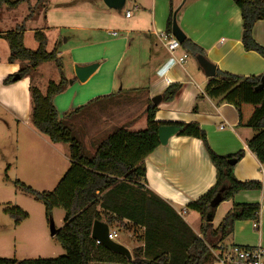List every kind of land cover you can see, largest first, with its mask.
Segmentation results:
<instances>
[{
  "label": "crops",
  "instance_id": "1",
  "mask_svg": "<svg viewBox=\"0 0 264 264\" xmlns=\"http://www.w3.org/2000/svg\"><path fill=\"white\" fill-rule=\"evenodd\" d=\"M75 1L79 3L68 8L71 20L64 27L81 31L86 36L67 37L65 47L72 39H79L71 45V62L74 65L99 63V67L81 85H76V82L80 81L74 75L73 84H68L66 90L54 98L59 111L69 106L73 111L77 104H87L112 93L116 94L117 101H128L123 96L129 95H135L136 99V95L141 94L147 100H152L158 95H163L172 83H179L182 88L173 100L162 98L156 112V120L198 123L206 132L209 145L219 155L244 150V157L234 166V175L243 181L258 180L264 184V166L247 146V142L254 135L253 129L240 126L238 111L233 104L212 99L205 93V86L211 77L205 74L196 57L188 55L184 65L180 67L175 64L160 40L161 33L167 31L173 4L175 10L179 8L177 21L186 38L206 51L208 59L216 65V69L242 76L264 73V57L255 51H246L243 47L242 15L234 0H126L121 11L109 8L104 0ZM130 10L133 12L127 16L126 13ZM45 20L47 24L44 28L22 27L24 39L29 32L43 31L48 38L47 45L53 36L56 46L59 39L58 36L54 37V31L60 27L54 28V21H51L49 15H46ZM17 29H0V42L7 40L6 35ZM253 36L259 44L264 45V21L256 22ZM179 50L176 52L177 56L185 53L183 49ZM66 52L68 53V50ZM9 54L10 49L7 56H0V61L4 62L0 63V95L7 94L11 86H19L25 89L28 100L32 84L30 77L12 84H4L7 77L17 74L22 67L20 63H9ZM191 59L194 61L189 63ZM167 79L171 82L167 83ZM138 82L145 84L139 85ZM118 85L120 89L116 90ZM74 88H77L76 97L70 104L72 97L69 98V95L72 96ZM125 90L130 92L123 95ZM2 99L4 102V98ZM134 118L128 122L131 123L130 128H142L135 127L137 121ZM145 164L146 178L143 187L148 196L154 195L168 204L191 230L197 233L202 227L201 215L188 209L187 205L208 192L217 179V170L203 141L196 137L176 134L166 145L158 146L145 159ZM133 186L135 185L128 184V188ZM128 195L129 192H125L117 198L123 200ZM235 203H260L261 212L258 222L236 221L229 243L239 246H264V186L261 190L240 191L233 199L222 202L220 206L226 205L228 213ZM218 208L213 220L214 227L218 226L215 225ZM123 217L124 224L110 227V231L118 233L117 241L124 244L133 257L134 249L145 244L143 240H139L137 244L135 240L129 239L130 236H135V229L131 225L133 220L128 215ZM196 223L198 229H195ZM255 223H258L257 228ZM122 228L128 232V236L123 239L127 244L120 240Z\"/></svg>",
  "mask_w": 264,
  "mask_h": 264
},
{
  "label": "trees",
  "instance_id": "2",
  "mask_svg": "<svg viewBox=\"0 0 264 264\" xmlns=\"http://www.w3.org/2000/svg\"><path fill=\"white\" fill-rule=\"evenodd\" d=\"M20 1L22 0H0V7L6 5L13 8ZM234 2L242 15L244 49L255 51L264 57V45L259 44L253 36L256 22L264 21V0H234ZM174 10L175 6L172 4L166 31L168 34L172 33ZM23 32L24 29H17L6 35L10 48L8 62L22 64L17 72L20 79L30 77L32 71L42 63L54 61L57 64L61 72L59 83L51 81L45 94L34 85L30 86L32 121L35 129L52 143L70 145V167L52 192L36 191L20 180H17L16 184L45 205L47 216L52 215L54 208L64 209V225L55 237L66 253L54 258L38 257L20 260L0 257V264H206L209 260L211 262L214 260L212 250L228 244L236 221L258 222L261 212L260 203H235L220 224L217 227L213 225L216 208L211 207V201L221 189H223L221 192L223 201H227L233 199L240 191L261 190L264 186L261 181H243L234 175L235 165L230 164L229 160L240 161L245 151L240 150L228 155L217 154L209 145L206 132L198 123L156 120L158 105L150 99L144 111L145 127L131 129V123L118 126L99 143L92 155H87L82 142L73 135L72 129L66 124L67 116L61 117L54 103V98L64 92L69 83L62 69L58 49L55 47L51 51L47 50L48 38L43 31L34 33L36 40L39 41V47L36 50L28 49L24 44ZM181 49L193 57L198 55L207 57L206 51L189 38L181 43ZM263 74L242 76L217 69L216 75L211 77L205 86V93L212 99L236 107L240 126L250 127L254 131L253 137L247 142L248 149L264 166V89L256 90ZM13 77L14 75L7 77L4 84L16 82ZM181 88V84L172 83L163 92V99L173 100ZM115 95L112 93L91 100L77 107L69 116L77 114L95 100L111 99ZM161 125H177L180 127L179 135L201 139L217 170V179L213 187L187 205L188 209L201 215L203 224L199 235L195 234L168 204L154 195L149 197L143 187L146 178L145 159L161 145L158 138ZM128 184L135 186L128 188ZM125 192H129V195L119 200L117 197ZM5 212L18 224L29 217L27 212L17 206L8 207ZM161 214H166L177 222L175 237L164 235L162 231L151 228V220L158 225L166 223L167 219L164 217L150 220L151 217ZM123 215H128L133 220L131 225L135 229L134 234L138 237V241L143 240L145 244L134 249L132 259L98 243L91 235L95 220L103 221L110 227L120 226L124 224ZM176 241H184V243L181 242L175 251L162 253L164 246L175 245Z\"/></svg>",
  "mask_w": 264,
  "mask_h": 264
},
{
  "label": "rangeland",
  "instance_id": "3",
  "mask_svg": "<svg viewBox=\"0 0 264 264\" xmlns=\"http://www.w3.org/2000/svg\"><path fill=\"white\" fill-rule=\"evenodd\" d=\"M78 3L75 0H22L13 8L4 5L0 7V29L11 31L18 27L19 29L22 27L44 28L47 24L46 15H49L51 21H54V28H60L54 31V37L58 36L59 39L56 43L58 46H54L56 41H53L52 36L47 45V50L51 51L55 47L59 50L58 55L63 72L68 79V84H71L70 81L75 80V65L71 62L73 58L70 48L79 39H72V42H69L66 47L65 41L71 35H76V38L86 35H83L81 31L69 30L64 26L71 20L68 8H72ZM18 24L19 26H17ZM0 43V56H7L10 49L8 41L5 40ZM24 44L31 50H36L39 47V41L31 32L26 34ZM4 52L6 55L2 54ZM193 61L191 59L189 63ZM0 63L3 64L4 62L0 61ZM121 72L123 73V67ZM30 78L32 79L31 85L39 88L45 94L51 81L55 83L61 81V72L54 61L45 62L32 71ZM142 83L138 82L139 85ZM81 84L82 82H76V85ZM76 89L74 88L72 96L69 95V98L72 97L70 104L76 97ZM119 89L118 85L116 90ZM129 92L130 90H125L123 95ZM134 96H123L128 101H117V96L111 99L95 100L73 116H69L72 112L71 106L65 110H58V112L61 117L67 116L65 122L72 129L73 135L82 142L84 152L87 155H92L99 143L116 127L130 122L134 117L137 121L135 127H145L144 111L148 100L143 94L136 95V99ZM2 98H4V102H2ZM84 104L86 103L77 104L75 107ZM32 110L33 105L30 99H26L24 88L11 86L7 94L0 95V257L20 260L38 257L54 258L66 253L58 239L51 236L50 231L51 219L56 228L60 229L64 225V209L54 208L52 215L47 216L45 205L16 184V181L20 180L36 191L52 192L70 167V145L52 143L38 132L33 125ZM16 206L29 214V217L19 224L5 212L6 208ZM226 211V205L218 208L215 225L220 224L222 218L227 214ZM157 217H164L167 219L166 223L155 224L151 219ZM150 220L151 228L154 227V230L162 231L164 235L175 237L177 222L170 216L161 214L151 217ZM197 223L195 229H198ZM197 231L194 233L201 234V229ZM120 232V240L126 243L123 239L128 236V232L124 228ZM140 232L142 233L141 230ZM137 238L136 235L129 237L130 240H135V243L138 244ZM181 242L184 243V241H176L175 245L164 246L162 253L175 251ZM132 244L134 245V243ZM133 245L128 244L129 247H133ZM206 264H214V261L209 260Z\"/></svg>",
  "mask_w": 264,
  "mask_h": 264
},
{
  "label": "water",
  "instance_id": "4",
  "mask_svg": "<svg viewBox=\"0 0 264 264\" xmlns=\"http://www.w3.org/2000/svg\"><path fill=\"white\" fill-rule=\"evenodd\" d=\"M186 1V0H184ZM105 4L112 9H115L117 11H121L125 4L126 0H104ZM179 8L174 11L173 14V21H172V34L174 37L178 39L180 43H183L186 39L185 33L182 31L180 25L177 21V14H178ZM196 60L200 67L204 70L205 74L208 77H214L216 75V65L212 63L207 57L203 55L196 56ZM99 63H91L88 65H75V76L76 79L80 82H86L89 77L98 69ZM14 81H18L19 75H14L13 77ZM74 81H70L72 84ZM264 89V74L262 75L260 84L256 87V90H262ZM163 98V95H158L152 99V102L155 105H159L161 100ZM180 132V127L177 125H161L158 130V138L162 145H166L168 143V140L178 134ZM230 164L235 165L237 160L231 159L229 160ZM221 192H223V189L220 190V192L216 195V197L211 201V207L217 208L223 201ZM50 231L51 236H56L59 232V228H56L54 221L50 220ZM110 234V226L99 220H95L92 227V237L99 241L101 244L105 245L107 248L111 249L115 252H120L125 254L129 259H132V254L130 250L122 243L112 240L109 237Z\"/></svg>",
  "mask_w": 264,
  "mask_h": 264
},
{
  "label": "built area",
  "instance_id": "5",
  "mask_svg": "<svg viewBox=\"0 0 264 264\" xmlns=\"http://www.w3.org/2000/svg\"><path fill=\"white\" fill-rule=\"evenodd\" d=\"M133 11H127L126 15L130 16ZM160 40L163 46L168 50L170 55L178 66H183L188 54L184 53L177 56L176 52L181 48V43L174 35L163 32L160 35ZM167 83L171 80L167 79ZM258 227V223L254 224ZM109 237L117 241L118 233L110 231ZM100 243L99 241H97ZM214 256V264H264V246H248L242 247L232 243L220 245L217 249L212 250Z\"/></svg>",
  "mask_w": 264,
  "mask_h": 264
}]
</instances>
